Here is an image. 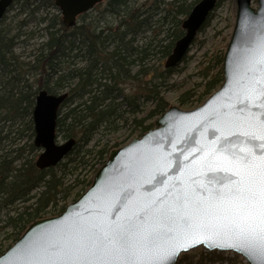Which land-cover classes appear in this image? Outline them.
<instances>
[{
	"label": "water",
	"instance_id": "95a60500",
	"mask_svg": "<svg viewBox=\"0 0 264 264\" xmlns=\"http://www.w3.org/2000/svg\"><path fill=\"white\" fill-rule=\"evenodd\" d=\"M14 1L0 0V23ZM104 1L55 0V4L64 25L72 28L79 16ZM236 4L221 88L194 110L168 108L155 129L113 149L91 186L60 215L31 223L0 255V264H161L148 259L149 248L185 243L195 246L178 248V254L162 264H177L182 254L200 247L206 252H233L248 264H264L259 251L216 227L231 215L220 196L239 179L228 162L249 153L264 154V139L259 138L264 107H257L264 100L248 98L249 89L260 87L259 69L264 67L260 64L264 0H257L258 8L253 0ZM217 5L218 0H201L194 6L183 23L184 35L166 60L167 69L182 63ZM67 97L45 90L36 97L34 144L40 149L36 160L40 170L63 162L76 144L74 139L63 143L57 139L59 113ZM186 217L197 225L187 238ZM154 229L161 234L155 244L148 236ZM177 234V240H169V235Z\"/></svg>",
	"mask_w": 264,
	"mask_h": 264
},
{
	"label": "trees",
	"instance_id": "16d2710c",
	"mask_svg": "<svg viewBox=\"0 0 264 264\" xmlns=\"http://www.w3.org/2000/svg\"><path fill=\"white\" fill-rule=\"evenodd\" d=\"M198 1L187 4V0H172L166 4L160 0V5L153 9L147 8L148 5L132 9L129 0H108L100 12L114 16V23L102 17L72 31L57 15L39 21V25L46 24V27L38 36L36 31H23L35 18L13 28L6 24L5 16L0 24V217L5 213L6 219L2 221L5 227L16 232L15 242L31 223L63 213L70 199L79 198L91 186L92 179L81 178L83 174L78 171L96 174L95 166L105 164L113 147L103 144L99 145V150L87 148L100 133L120 129L118 121H122L123 106L118 100L122 95L129 106L142 98L156 100L155 109L147 118L134 119L136 126L142 127V134L153 129L146 124L148 119L158 118L167 111L168 106L154 92L157 86L150 85L151 81L170 77L174 70L161 72L149 61L158 55L164 59L172 53L176 42L184 35L180 18H187ZM16 2L22 13L29 10L31 16L42 8L57 9L54 0ZM161 5L170 6L162 18L166 35L160 40L162 34L159 33L148 44L138 46L137 38L152 28L151 11L155 10L154 17ZM146 12L150 13L147 17ZM14 31L17 33L13 34ZM21 37L26 40L21 41ZM35 39L42 42L28 56L16 53L22 44L30 46L28 43ZM222 64L223 54H220L214 59V65L202 74L203 80L209 79L204 84L202 98L222 86ZM134 67L139 71L133 75ZM147 76L152 77L147 86L153 95L143 90L139 92L145 94L124 95L120 86L135 80L141 87L140 81ZM43 90L54 95L68 94L59 113L57 139H74L76 144L57 167L40 170L36 165L40 149L34 144L33 112L36 97ZM136 110V114L140 113ZM69 175L74 177L71 182ZM4 252L1 248L0 255ZM190 252L182 254L177 264H237L239 258L235 255L236 258L227 259L222 252L204 250H199L196 258Z\"/></svg>",
	"mask_w": 264,
	"mask_h": 264
},
{
	"label": "rangeland",
	"instance_id": "374dc122",
	"mask_svg": "<svg viewBox=\"0 0 264 264\" xmlns=\"http://www.w3.org/2000/svg\"><path fill=\"white\" fill-rule=\"evenodd\" d=\"M42 1L43 2L41 3H44L45 1L47 2L49 0H45V1L42 0ZM159 1L160 0H133L131 2V6L132 8L138 9L140 7H145L148 5L147 8H153L154 6L160 5ZM161 1L166 4H169L172 0H161ZM194 1L195 0H187V4H191ZM200 1L201 0L196 2L195 5H197ZM220 1L221 3L217 5L216 9L210 15V20H209L210 23H208V25L206 24L207 27L204 28L202 32H199L197 38L195 39V42L193 43L192 47L189 50V53L182 60V63L175 68H171L174 70V73L170 77L158 79L157 81L155 80L151 81L150 86L151 87L152 86L154 87L155 85L157 86L154 92H157V94H159L158 98L163 100L164 103L168 106V108L175 106L183 111L194 110L199 106L203 105L217 90L221 88L220 87L219 89L213 91L210 95L203 96L202 98V94L205 91L204 84H206V82L209 81V79L203 80L201 76L203 73L206 72L207 69L210 68V66L214 65V59L220 56V54H223V62H224V56L227 47L231 41L234 28L236 25L237 0H218V3ZM19 3L22 4V2ZM195 5H193V8ZM252 5L254 8H258L257 0H253ZM169 8L170 6L168 5L160 6V11L157 13V15L154 16L155 23L152 24L151 26L152 28H150L149 30H147L146 33L141 34L137 38L138 46H142L143 44L146 43L148 44L149 41L152 38L156 37L159 33L162 34L159 37V39L160 40L163 39L164 35H166V33L164 32L166 25L163 26L162 18L166 15V10H168ZM152 11L154 12L155 10ZM57 15H59L62 19L61 13L58 8L57 9L42 8L39 12H36V14L33 16H31L29 10L25 11V13H22V10L20 9V4H17L15 0L13 6L10 8L9 12L7 13L6 24H8V26H12L13 28H16L17 26L21 25L23 22H26L27 20L30 21L33 18H35L36 22L35 20H32L30 25L24 28L23 31L26 33H31L36 31V34L38 36L43 34L42 30L43 28L46 27V24L39 25L38 24L39 21L45 18L52 19L53 16H57ZM104 16L105 18H107L108 22H112V23L115 22V17L111 16V14L101 15V12L98 11H93L90 14V17L93 20L100 19ZM187 18L181 17L180 20L183 19L185 21ZM80 21L82 22V20ZM115 25L116 24H114V26ZM1 27L2 26H0V29ZM16 33L17 31L13 32V34ZM25 40L26 37H21V41H25ZM40 42L42 41H40L39 39H35L28 43V45L31 44L30 46H26V44H22V47L17 49L16 53L25 54L26 56H28L31 53V51L34 49V47H38L37 45H39ZM168 57L164 59H160V56L158 55L149 62L151 63L152 67L154 68L159 67L158 70L162 72L164 70H167V68L165 67V63ZM138 71L139 68L134 67L132 70V74L134 75ZM221 71L223 74V64L221 66ZM216 72H218V69L216 70ZM151 78L152 77L147 76L142 81H140V85H143L141 87L138 85V81L135 80L130 84L127 83L120 87L124 89L123 91L124 95H128V96H136L141 93L145 94L144 92H139L140 90L146 91L147 94L149 95H153L154 93L152 92V89H150V87L147 86V83L148 81H150ZM123 97L124 96L122 95V97L119 98L118 100V103L122 104L123 106L122 121H118V126L120 129L108 130L106 132L100 133L90 143L87 149L90 148L92 149L95 147L96 150H99L100 146L102 147L103 144H108L111 148L113 147L111 149L112 151L113 149L121 148L128 145L134 139L142 137L143 135L141 132L142 127L136 126V124L134 123V119L136 118L139 121L144 118H147L148 114L155 109L154 107L156 105V100L154 99L145 100L144 98H142L138 102L136 100V104L134 106H129L124 103L126 100ZM183 102L184 103L186 102V104H184ZM136 109L138 111L140 110V113L136 114L135 113ZM158 119L159 117L148 119L146 121V124L153 126V129H155L156 128L155 124ZM58 142L63 143L65 142V140L63 138H58ZM116 145L118 147L114 148V146ZM39 154L40 152L38 153L36 159H38ZM95 167L97 170H99L102 167V165L101 166L96 165ZM80 173L83 174V176L81 175V178H85L86 176H88L86 179H88V181L92 179L93 182L95 174L92 171L87 173L86 170H79L78 174ZM68 180L71 182L72 180H74V177H71L69 175ZM77 199H70L69 202L67 203V206ZM54 216H58V214L48 215L47 217H54ZM5 219H6L5 213H3V216L0 217V249L2 248L4 251H7L15 243L16 232L10 227H5V223L2 221ZM199 250L201 251L204 249L200 247L195 250H192L190 253H194L193 255L197 258L199 257ZM222 253H224V257L227 259H234L236 258L235 255H237L233 252H222ZM182 256L183 255H181V257ZM228 263L229 262H225V264ZM236 263L248 264L241 256H239L238 261Z\"/></svg>",
	"mask_w": 264,
	"mask_h": 264
},
{
	"label": "snow or ice",
	"instance_id": "6c2138e0",
	"mask_svg": "<svg viewBox=\"0 0 264 264\" xmlns=\"http://www.w3.org/2000/svg\"><path fill=\"white\" fill-rule=\"evenodd\" d=\"M264 65V58L260 61ZM260 77L257 83L259 88L253 86L249 89L248 98L251 100L254 97L264 100V67L259 69ZM257 107H264V103H260ZM255 135V133H252ZM260 139H264V122L260 126ZM229 166L234 168V175L239 179L233 182V186L229 188L226 194L222 193L220 196L221 201H227L231 213L226 216V223L216 225L221 229L234 234L238 239L250 247L255 248L262 255H264V154L256 157L254 154L249 153L244 157L237 158L234 161L228 162ZM211 166V165H210ZM220 170H224L221 168ZM185 220V236H191L197 225L191 222L190 217L184 218ZM170 233L173 230H169ZM153 243L161 238L158 230L154 229L149 232ZM148 237H145L147 239ZM179 234L169 235V240H177ZM194 244L185 243L182 247H164L155 244V247L149 248L148 251L151 255L149 260L162 262L169 259L173 254H178L179 250H187L188 247H193ZM144 247H147L144 245ZM84 246H81L83 250Z\"/></svg>",
	"mask_w": 264,
	"mask_h": 264
},
{
	"label": "flooded vegetation",
	"instance_id": "af4514ba",
	"mask_svg": "<svg viewBox=\"0 0 264 264\" xmlns=\"http://www.w3.org/2000/svg\"><path fill=\"white\" fill-rule=\"evenodd\" d=\"M133 0H129V2L131 3ZM107 2H108V0H105L103 3H101V4H99V5H97L95 8H93L92 10H90L89 12H87V13H85V14H83V15H81V16H79L78 17V19H77V24L74 26V27H72V28H68V29H70V30H74L76 27H79V26H82L83 24H85V25H87V24H89L93 19H91V17H90V14L93 12V11H98V12H100L102 9H104L105 8V6L107 5ZM54 3H55V0H54ZM55 6H56V4H55ZM57 7V6H56ZM58 8V7H57ZM131 8H132V6H131ZM131 8H128V10H130ZM132 9H136V8H132ZM153 9V8H152ZM60 11V10H59ZM137 10H135V12H136ZM61 13V12H60ZM150 13H147L146 12V14H145V16L147 17L148 15H149ZM7 15V14H6ZM153 15V11H151V20H153L154 21V17L152 16ZM61 16H62V14H61ZM105 17V16H104ZM5 18V17H4ZM3 18V19H4ZM153 18V19H152ZM101 19V18H100ZM80 20H82V22L80 21ZM98 20V19H97ZM3 21V20H2ZM1 21V22H2ZM62 22H63V20H62ZM81 23V24H80ZM155 22H153L152 24H154ZM183 23H184V20H183V22H182V29H183ZM1 24V23H0ZM64 24V23H63ZM162 24H163V20H162ZM184 31V30H183ZM184 33H185V31H184ZM158 34V33H157Z\"/></svg>",
	"mask_w": 264,
	"mask_h": 264
}]
</instances>
